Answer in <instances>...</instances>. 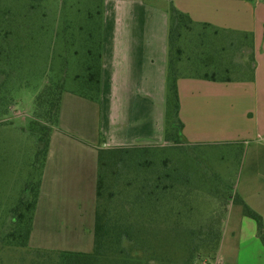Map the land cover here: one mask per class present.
Instances as JSON below:
<instances>
[{
    "label": "crops",
    "instance_id": "obj_1",
    "mask_svg": "<svg viewBox=\"0 0 264 264\" xmlns=\"http://www.w3.org/2000/svg\"><path fill=\"white\" fill-rule=\"evenodd\" d=\"M170 4L194 22L252 34L254 81L181 78L177 91L188 144L243 145L241 179L233 194L264 226V0H104L99 97L62 95L34 219L39 209L50 211L53 196L70 194L78 212L89 207L91 194L96 201L98 150L164 145ZM76 106L89 110V116L75 112ZM73 175L79 177L75 187L69 179ZM226 208L229 223L233 204ZM235 225L229 238L222 229L213 264H264L256 222L238 212Z\"/></svg>",
    "mask_w": 264,
    "mask_h": 264
},
{
    "label": "trees",
    "instance_id": "obj_2",
    "mask_svg": "<svg viewBox=\"0 0 264 264\" xmlns=\"http://www.w3.org/2000/svg\"><path fill=\"white\" fill-rule=\"evenodd\" d=\"M23 3L22 7L19 3H7L0 8V61L3 63L0 74L9 80L25 67L34 69L40 57H48V48L54 51L55 39L60 32L55 33L54 38H44L40 42L41 37L48 36L51 31L56 32V27H63V34L65 28H71L65 13L64 22L48 16L46 8L49 0H24ZM103 4L104 0L97 7L94 4L87 8L85 23L88 40L82 68L85 77L81 82L85 92L76 93L93 101L98 100L100 93ZM168 15L164 140L172 145H190L183 136V123L179 118L177 81L181 78L213 82L254 81L253 38L252 34L194 22L172 4L169 5ZM40 46H44L42 53H39ZM64 92L63 82L51 81L35 98L36 121L33 125L46 155L48 136L57 126ZM39 120L50 126H43ZM168 148L150 145L99 150L92 250L58 251L48 262L34 260V263L195 264L200 255L214 258L219 250L227 208L223 206L221 214L213 212L207 224L202 221L203 218L196 220L202 213L197 205H193L195 196L192 198L190 192L179 187L186 179L182 178V173L177 169H174L177 173H162L158 168L150 170L155 165L156 155ZM120 165L123 169L116 170ZM30 184L28 182L26 186L29 197L22 199L12 211L11 229L5 236L0 235V251L3 247L25 249L28 246L40 180L31 189ZM229 198L232 204L242 207L244 217L256 222L257 234L264 246L261 217L236 194L232 193ZM193 221L198 229L183 230L184 223ZM168 223L173 229L170 239L163 234V227H170Z\"/></svg>",
    "mask_w": 264,
    "mask_h": 264
},
{
    "label": "rangeland",
    "instance_id": "obj_3",
    "mask_svg": "<svg viewBox=\"0 0 264 264\" xmlns=\"http://www.w3.org/2000/svg\"><path fill=\"white\" fill-rule=\"evenodd\" d=\"M17 2L20 7L24 4V0H0V8H4L7 3L17 5ZM101 3L102 0H66V3L64 0H49L46 8L48 16L58 21L62 19L64 22L65 13L71 28H65L63 34V27L61 29L56 27L54 30L56 32L51 31L48 36L41 37L40 42L44 38L46 40L54 38L55 33L60 32L56 36L57 40L55 39L54 51L48 48V57H40L34 69L25 67L12 80L0 74V235L5 236L11 229L13 209L22 199L29 197L26 186L28 182H31L29 189L35 186L44 164L45 148L43 143L38 142L37 129L33 125L36 121L35 98L51 81L63 82L65 93L85 92L81 86L85 77L82 68L88 40L85 17L88 7L91 5L93 7L94 4L97 7ZM64 4L65 9H63ZM43 48L44 46L39 47V53H42ZM0 66H3L1 61ZM75 112L82 116L90 114L89 110H83L80 106H76ZM91 115L94 116L93 111ZM39 122L43 126H50L43 120ZM164 146L170 148L156 155L155 165L151 166L150 170L158 168L162 173H177L174 169L180 171L183 174H181L182 178L186 179L179 187L190 192L192 198L195 196L196 202L193 205H197L202 213L196 217V220L203 218L202 221L209 223L207 219H212V213L221 214L223 206L228 207L231 202L229 197L236 192L234 189L241 179L243 145L194 146L172 145L165 142ZM119 169H123L121 165L116 170ZM78 178L76 175L69 178L70 183H73L71 187L76 186L74 181ZM85 188L87 189V184ZM83 195H88L87 190ZM90 200L89 207L78 212V204L72 200L70 194L60 195L58 199L53 196V202L49 204L50 211L42 212L39 209L35 219L33 216L34 226L32 225L33 232L31 231L28 246L25 249L15 246L3 247L0 251L1 263L32 264L34 260L45 263L51 256L55 257V252L58 251L90 252L93 248L95 195L93 197L91 194ZM231 210L232 218L229 219V223H226L225 219L222 223V229H225L228 238L231 236L230 230H235L236 216L238 212L242 213V207L233 204ZM227 213L228 210L224 213L225 218ZM215 219L216 217L213 220ZM169 226V228L163 227L164 237L168 236V239L173 232L172 226L170 224ZM197 226L194 221L184 223L183 230L198 229ZM195 264H213V258L206 254L200 255L195 259Z\"/></svg>",
    "mask_w": 264,
    "mask_h": 264
}]
</instances>
